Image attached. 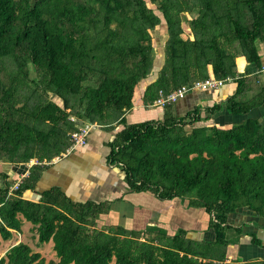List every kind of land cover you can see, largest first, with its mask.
<instances>
[{
    "label": "trees",
    "instance_id": "16d2710c",
    "mask_svg": "<svg viewBox=\"0 0 264 264\" xmlns=\"http://www.w3.org/2000/svg\"><path fill=\"white\" fill-rule=\"evenodd\" d=\"M258 44L264 0H0V165L8 167L0 172V242L28 223L39 246L52 242L57 264H264L228 262L227 251L243 236L233 217L264 221ZM205 80L233 84L234 93L211 91V106L180 118L172 104L159 121L126 124L133 108ZM223 112L237 125H207ZM84 124L122 126L108 157L121 181L134 193L203 210L211 239L98 228L107 204L75 203L57 188L35 193ZM0 264L44 263L20 242Z\"/></svg>",
    "mask_w": 264,
    "mask_h": 264
},
{
    "label": "crops",
    "instance_id": "0c3cea01",
    "mask_svg": "<svg viewBox=\"0 0 264 264\" xmlns=\"http://www.w3.org/2000/svg\"><path fill=\"white\" fill-rule=\"evenodd\" d=\"M258 53L262 68L257 76L259 85L262 86L264 85V71H262L264 44H258ZM247 71L253 72L254 68L248 67ZM234 90L235 85L226 84L218 91V95L227 97L232 95ZM143 91L144 89L141 92ZM207 95L209 96L210 93L193 92L186 95L184 99L174 104L173 114L180 118L192 110L195 105L211 106L213 102ZM258 110V113H262L264 106ZM162 117L163 109L153 106L135 107L124 116L127 125L159 121ZM218 118L216 122L213 119L207 125L221 123L225 125L232 122V117L224 112ZM122 129V126L117 125L112 130L97 126L90 132L84 147L68 151L47 166L36 183L35 193L40 194L57 188L75 203L107 204L108 214L97 220L98 228L120 227L130 233L139 234L141 238L149 236L150 232H161L168 237H173L179 231H183L188 239L210 240L211 233L206 231L208 216L203 210L189 208L187 201L181 199L161 201L148 192L134 193L121 181L119 169L108 162V157L109 143ZM196 220L200 226L191 228L190 222L193 223ZM231 222L234 227L242 226L243 236L239 244L233 246L234 250L231 254L228 253L230 261L235 260L237 256L248 260L264 258V221L246 215H237L231 219ZM251 234L260 240L262 248L250 244L248 236ZM13 236L12 234L9 242H14ZM249 253L253 254L248 257Z\"/></svg>",
    "mask_w": 264,
    "mask_h": 264
},
{
    "label": "built area",
    "instance_id": "2783aa9c",
    "mask_svg": "<svg viewBox=\"0 0 264 264\" xmlns=\"http://www.w3.org/2000/svg\"><path fill=\"white\" fill-rule=\"evenodd\" d=\"M264 71V68L262 69ZM224 85L223 81H215V80H205L202 82L194 83L191 87H181L176 91L172 92L167 96L159 95V98L153 103V107L164 108L166 106L177 103L179 100H182L189 93L193 92H211L218 91ZM97 126L92 124H84L81 127L77 128V130L71 134V147L69 151L74 150L75 148L84 147L87 142V138L92 130H94ZM34 163L31 161L29 166L31 167ZM25 175L21 176V178L10 188V191L16 190L18 185L23 179Z\"/></svg>",
    "mask_w": 264,
    "mask_h": 264
},
{
    "label": "rangeland",
    "instance_id": "374dc122",
    "mask_svg": "<svg viewBox=\"0 0 264 264\" xmlns=\"http://www.w3.org/2000/svg\"><path fill=\"white\" fill-rule=\"evenodd\" d=\"M150 6V5H148ZM151 7V6H150ZM186 31L188 32V29L186 28V26L184 25ZM164 28V25H161L159 26V28H157L159 31H162ZM183 39L185 37H182ZM153 44L155 45L154 41H153ZM160 50L159 48L156 49V53H157V58H160L161 57V53H160ZM157 61V60H156ZM56 102H58L56 99H54ZM219 116H215L213 119L214 121L216 122L217 120H219L218 118ZM236 120V119H235ZM217 125V124H216ZM232 125H237L236 123H232V124H226V125H217L218 127H225V128H228L229 126H232ZM82 125L78 126L81 127ZM34 164H35V161H32ZM33 164V165H34ZM28 167H30L28 165ZM8 167L4 166V165H0V172L1 171H5ZM21 178V177H20ZM1 181V180H0ZM18 181V180H17ZM191 228H197L199 225V222L196 220L192 223V221L190 222V225H189ZM31 229V226L30 224L28 223H24L23 226H22V235L20 234H16V233H13V237H14V242H3L1 241L0 242V258L5 254V252L8 250V248L10 246H12L13 244H16L18 242H20V240L27 244L34 253H38L42 260H43V263L44 264H57L58 262V259L56 258L55 256V253L53 252V249H52V242L48 243V244H44V245H41L39 246L37 244V239L35 236L32 235V232L30 231ZM234 250V247L233 246H230L228 247L227 251L228 253L231 254V252ZM253 253H249L248 257L250 255H252ZM257 256V255H255ZM245 259V257H242V256H237L235 258V260L239 261V262H243V260ZM261 259H263V257H261ZM261 259H258V260H261ZM254 260H257V259H254ZM230 261V258H228V262Z\"/></svg>",
    "mask_w": 264,
    "mask_h": 264
}]
</instances>
